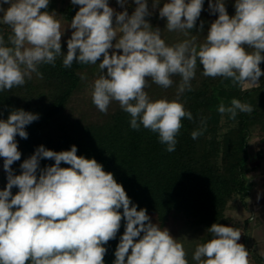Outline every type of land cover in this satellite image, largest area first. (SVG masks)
Masks as SVG:
<instances>
[{"label": "clouds", "instance_id": "clouds-1", "mask_svg": "<svg viewBox=\"0 0 264 264\" xmlns=\"http://www.w3.org/2000/svg\"><path fill=\"white\" fill-rule=\"evenodd\" d=\"M71 3L80 7L71 19L74 31L64 54L65 27L55 12L46 10L49 0H0V24L11 29L10 46L0 35V91L23 86L33 73L42 79L38 66L54 67L60 56L65 68L74 62L98 65L100 75L91 86L96 108L107 114L109 105L118 102L129 114L132 129L142 125L158 134L159 142L171 153L182 119L193 120L179 97L192 91L198 62L204 77H221L241 88L258 86L264 75L259 66L264 61V0H236L232 16L225 0H209L210 12L218 13V18L203 41L198 43L193 36L174 45H168L161 30L145 19L151 15L147 0H134L137 7L130 16L127 10L114 13L108 0ZM117 3L123 7L125 0ZM158 4L154 0L153 8ZM203 4L204 0H170L159 9V17L166 18L169 32L187 35L196 26ZM177 76L176 99L149 97L145 90L149 81L167 89ZM217 110L235 119L238 111L251 113L253 108L233 98L230 106L221 102ZM38 118V114L17 109L7 120H0V157L7 173V185L0 190V264H104V245L116 237L122 218L125 231L113 264H188L183 244L167 228L153 224L146 209L137 210L113 173L104 171L94 158L78 156L75 145L60 152L41 145L20 165L22 173L14 175L11 165L21 159L15 137L27 139L26 126ZM203 131V127L194 130L192 139ZM41 159L55 163L40 169ZM61 162L70 167H61ZM13 187L19 189L15 195ZM207 231L212 238L197 245L192 257L197 264H250L249 251L237 242L239 229L213 223ZM259 254L264 256V251Z\"/></svg>", "mask_w": 264, "mask_h": 264}, {"label": "trees", "instance_id": "trees-1", "mask_svg": "<svg viewBox=\"0 0 264 264\" xmlns=\"http://www.w3.org/2000/svg\"><path fill=\"white\" fill-rule=\"evenodd\" d=\"M111 2L108 0L109 6ZM207 2L209 0H204L203 6ZM147 3H152V0H147ZM79 7L71 2L49 0L46 10L55 12L57 20L70 23ZM225 7L229 15L235 14V9ZM208 24L209 18L201 13L196 26L188 34L200 37L207 30ZM10 34L11 29L0 24V35L4 36L6 45ZM71 35L72 32L61 41L64 54L67 53V41ZM259 66L264 72V61ZM38 70L43 74L42 79L33 73L32 78L26 79L23 86L0 91V120H7L11 111L17 109L39 116L26 126L27 139L19 135L15 137L21 159L11 165L14 175L22 173L20 165L41 145L56 152L70 150L75 145L78 156L94 158L103 166L104 171L113 173L132 204L137 206V210L146 209L153 224L165 228L174 213L178 214L185 223L203 230L201 244L212 238L207 230L213 223L237 226L236 220L226 216V211L235 196L245 205L251 196L248 185V174L251 171L248 146L254 129L264 134V75L259 78L258 86L243 89L233 86L231 80L204 77L202 65L198 62L196 76L191 81L192 91L186 90L179 97L185 109L192 113L193 120L182 119L183 126L176 137L175 151L169 153L166 145L159 142L158 134L142 125L139 130L132 129L129 114L120 106L97 117L73 113L70 109L73 98L86 84L88 71L98 72V65L74 62L71 67L65 68L63 56H60L54 67L41 64ZM233 98L250 104L253 111H238L235 119H231L229 114H220L217 110L219 104L223 102L226 107L230 106ZM201 127L204 129L203 135L192 139L191 133ZM54 163L51 159H41L39 167L43 169ZM60 166L70 167L64 162ZM6 185L7 173L2 167L0 190H4ZM11 191L15 195L19 189L13 187ZM119 211L122 213L123 209ZM125 223L122 218L116 237L104 245L107 249L104 264H113ZM238 243L249 251L250 264H264V256L248 244L246 232Z\"/></svg>", "mask_w": 264, "mask_h": 264}, {"label": "rangeland", "instance_id": "rangeland-1", "mask_svg": "<svg viewBox=\"0 0 264 264\" xmlns=\"http://www.w3.org/2000/svg\"><path fill=\"white\" fill-rule=\"evenodd\" d=\"M153 2L148 4V10L151 12L150 16L146 19L151 26L159 28L161 30V37L165 40L168 45H174L183 42L186 39H191L192 36L189 34L185 35L183 32L173 31L169 32L166 29V18H160L159 11L163 7L164 3L170 2V0H159V4L156 8H153ZM187 2V0H186ZM236 0H225V6L235 9ZM215 3V2H213ZM161 5V6H160ZM114 9V13H119L127 10L128 14L133 12L136 8L134 0H125L124 6L121 7L117 3V0H112L111 5ZM201 13H204L209 18L208 28L203 35L197 37V42H202L204 37L207 35L210 24L218 18V13H211L209 9V2L203 6ZM115 15V14H114ZM3 14L1 15L2 18ZM231 16V15H230ZM62 28L65 27L64 35L61 41L67 38V35L74 30L70 27V23L60 21ZM116 23L114 24V27ZM115 40L113 44H115ZM113 49H110L111 52ZM122 54V50H117ZM106 73V69L104 70ZM100 75V70L98 72L92 73L88 71L86 84L83 89L73 98L70 109L75 115H87L88 117H97L102 112H100L96 106L92 103V83ZM173 85L170 88H162L151 81H149L150 87L145 90L148 92L149 97L153 100L167 98L169 101L176 99L178 86L180 84V77H173ZM255 87V86H253ZM252 87H246L243 89H248ZM119 107V103L113 101L109 105L108 111L116 109ZM249 167L251 171L248 174V185L251 191V196L247 199L246 205L243 204L238 196H235L229 203V208L226 211V216L236 220V225L232 227L237 228L241 231L242 239L243 234L246 232L248 239V244L254 246L256 251H264V134H262L258 129H254L249 141ZM4 159L0 157V169L3 167ZM250 219L248 223L246 220ZM168 229L169 233L173 238L177 239L184 246L186 252V259L188 264H197L193 260V255L197 245L200 243V237L203 233L201 228L193 227L187 223L185 220L175 214L172 216L170 223L165 227ZM237 241V242H239Z\"/></svg>", "mask_w": 264, "mask_h": 264}, {"label": "crops", "instance_id": "crops-1", "mask_svg": "<svg viewBox=\"0 0 264 264\" xmlns=\"http://www.w3.org/2000/svg\"><path fill=\"white\" fill-rule=\"evenodd\" d=\"M50 1H53V2H56V1H59V0H50ZM63 3H68V2H71V0H61ZM9 7V5L8 4H3V8H5V9H7ZM1 13V15L3 14V12H0ZM258 253H260L259 251H258Z\"/></svg>", "mask_w": 264, "mask_h": 264}]
</instances>
